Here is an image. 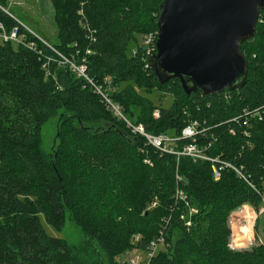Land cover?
<instances>
[{"label":"trees","instance_id":"obj_1","mask_svg":"<svg viewBox=\"0 0 264 264\" xmlns=\"http://www.w3.org/2000/svg\"><path fill=\"white\" fill-rule=\"evenodd\" d=\"M153 1L158 31L164 0ZM53 2L57 41L50 45L0 7L6 32L17 27L26 41L0 42V264H73L66 239L49 235L41 220L60 231L68 213L112 261L132 248L148 249L163 233L165 247L151 264H264L263 246L228 245L230 213L259 205L264 194V9L254 38L242 44L246 84L208 95L187 94L179 79L159 82L147 66L148 47L138 43L134 0ZM72 64L84 65L86 76ZM97 87L133 124L179 137L174 149L195 141L240 172L224 167L216 180L218 162L150 145ZM155 90L171 95V104L154 102ZM61 108L58 143L47 158L39 148L42 125ZM101 118L107 126L94 129ZM194 121L198 134L182 138Z\"/></svg>","mask_w":264,"mask_h":264},{"label":"water","instance_id":"obj_2","mask_svg":"<svg viewBox=\"0 0 264 264\" xmlns=\"http://www.w3.org/2000/svg\"><path fill=\"white\" fill-rule=\"evenodd\" d=\"M262 9L264 0H164L148 67L162 84L179 79L187 94L241 89L249 69L242 44Z\"/></svg>","mask_w":264,"mask_h":264},{"label":"rangeland","instance_id":"obj_3","mask_svg":"<svg viewBox=\"0 0 264 264\" xmlns=\"http://www.w3.org/2000/svg\"><path fill=\"white\" fill-rule=\"evenodd\" d=\"M5 2L3 4L0 1V7L10 15L20 19L25 28L38 40H42L47 45L57 41V19L53 0H6ZM134 2L141 13V33L137 34L138 43L141 44L145 42L147 36L157 32L153 27L154 17L157 15L156 6L153 0H134ZM23 41L26 43L25 39ZM33 42L31 41L26 45L33 47ZM17 43L19 42L15 44L17 45ZM136 45L137 43L132 42L131 48L135 49ZM124 86L125 84L121 85V87ZM161 96L163 100H159ZM150 97L156 103L162 101L165 106L170 105L173 99L169 94L163 96L158 90H155ZM129 109L135 110L138 114L141 113L139 106H130ZM62 112V108L51 111L48 119L42 125L39 148L47 158L54 153L58 143L56 136ZM92 126L94 129L105 127L107 122L101 118ZM41 220L49 235L66 239L70 247L73 264H122L140 252L139 249L132 248L112 261L101 243L86 233L75 221L72 214H67L65 224L60 231L49 225L43 215ZM228 223L231 228L228 243L230 249L246 250L254 246L264 247V194L259 205L244 203L232 211ZM176 235L179 236L178 233ZM144 253L145 251L140 254L143 255Z\"/></svg>","mask_w":264,"mask_h":264},{"label":"built area","instance_id":"obj_4","mask_svg":"<svg viewBox=\"0 0 264 264\" xmlns=\"http://www.w3.org/2000/svg\"><path fill=\"white\" fill-rule=\"evenodd\" d=\"M156 37V38H154ZM23 36L20 35L18 32V28L15 27L10 33H7L4 29V25L0 21V42H7L9 40L19 42V43H25L23 41ZM156 40H157V32L156 35L147 36L145 38L144 44L148 47V55L150 56L153 52L156 51ZM74 69L78 71L80 75H85V66H76L75 64H72ZM148 66V65H147ZM97 91L103 94L104 98L109 102L111 107L114 109L115 113L119 115L121 118L125 119L128 123V125L132 128V131L136 134H140L143 137L147 139V142L158 148L161 151L169 152V153H176L177 155H186L193 158V160H208L213 162H218L220 166H217L216 164L213 165L214 169V177L216 180H218L221 176V169L224 167H232L237 172H240L239 169L234 167L231 163L225 162L224 160H221L219 157H212L207 154L205 151L204 146H200L197 142L192 141L184 145L182 150H176L173 148L172 143L180 139L179 137H173L167 134H160L155 135L146 130L143 124H133L130 120L126 118V116L122 112V108L119 104L114 103L107 94L103 93L101 90V87H97ZM159 111L156 110L155 114L158 115ZM199 123L197 121H194L187 125L183 132H182V138H193L196 134H198L199 130ZM177 196L180 198H185V194L182 190L178 189ZM156 203H153L152 206H154ZM196 209L192 208L191 213H195ZM186 223L188 225H191L190 219H185ZM140 235L135 236V240L139 239ZM165 238L163 236V233H161V236H159L157 239L153 240L148 247V249H139V253L136 254L134 257L128 258L126 261L123 262V264H151L152 259L155 257V255L159 252L160 249H163L165 246ZM138 249V248H136ZM145 251L143 255L140 253Z\"/></svg>","mask_w":264,"mask_h":264}]
</instances>
